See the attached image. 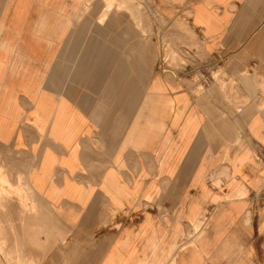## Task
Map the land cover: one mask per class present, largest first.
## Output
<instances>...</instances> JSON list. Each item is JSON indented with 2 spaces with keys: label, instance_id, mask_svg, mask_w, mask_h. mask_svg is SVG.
I'll return each instance as SVG.
<instances>
[{
  "label": "crops",
  "instance_id": "0c3cea01",
  "mask_svg": "<svg viewBox=\"0 0 264 264\" xmlns=\"http://www.w3.org/2000/svg\"><path fill=\"white\" fill-rule=\"evenodd\" d=\"M119 1L0 0V143L25 164L21 220L46 222L32 255L264 264V0L154 1L210 73L168 47L187 31L147 36Z\"/></svg>",
  "mask_w": 264,
  "mask_h": 264
},
{
  "label": "rangeland",
  "instance_id": "374dc122",
  "mask_svg": "<svg viewBox=\"0 0 264 264\" xmlns=\"http://www.w3.org/2000/svg\"><path fill=\"white\" fill-rule=\"evenodd\" d=\"M119 1V0H117ZM155 0H130L135 11L134 14L139 18L138 26L147 36H156L158 39L171 36L175 32V27L178 26L181 30L187 31L186 14L179 16L169 9L162 11L160 14H154ZM122 1L118 2L121 7ZM138 7L139 11L135 7ZM145 25V28L143 27ZM189 42L168 43V47L173 49L179 57V64L186 70L188 68H202L206 73L220 66V59L216 57L202 58L199 52L198 44L193 42V39L198 40L193 32H188ZM174 53V55H175ZM178 65V64H177ZM171 66V65H168ZM205 78V77H204ZM212 76H206L205 82H212ZM21 156L17 152L11 150L8 146L0 143V264H35V260L39 257H34L37 251L41 252L40 233L46 230V222L41 219V216H27L28 220H21L19 213L26 210L17 197V185H25L24 173L20 171L25 166L20 160ZM23 188V187H22ZM24 189V188H23ZM22 189V190H23ZM24 200L28 201L30 196V188L27 187L22 193ZM22 206H21V205ZM20 205V206H19ZM32 210V204L24 203ZM19 208V209H18ZM13 212L17 214L13 215ZM24 222L26 227L21 228L20 223ZM26 231L32 232L28 235ZM39 240V241H38ZM46 247V241L42 242ZM34 258V260H33Z\"/></svg>",
  "mask_w": 264,
  "mask_h": 264
},
{
  "label": "bare ground",
  "instance_id": "6f19581e",
  "mask_svg": "<svg viewBox=\"0 0 264 264\" xmlns=\"http://www.w3.org/2000/svg\"><path fill=\"white\" fill-rule=\"evenodd\" d=\"M105 2H106V9L104 10V12H103V14H106L107 13V11H108V9H110L111 7H113L114 5H116L117 7H119L118 6V2L119 1H117V0H105ZM23 174V173H22ZM23 180H25L24 179V177H23ZM24 189H23V188ZM27 188V186H26V183H25V185H17V197H18V201H20L21 203L23 202V206L25 207V208H28L29 209V206H27V205H24V203H26L27 201H25L24 200V195L22 194V193H24V191H25V189ZM23 189V190H22ZM21 205V204H20ZM19 205V206H20ZM21 205V206H22ZM19 209V208H18ZM51 243V242H50ZM50 246H51V244H49ZM49 248V247H48ZM51 249V248H50ZM48 250V249H47ZM51 251V250H50ZM34 260V259H33ZM35 264H37L38 263V260L36 259L35 261ZM15 264H18V263H15ZM41 264V263H40Z\"/></svg>",
  "mask_w": 264,
  "mask_h": 264
}]
</instances>
